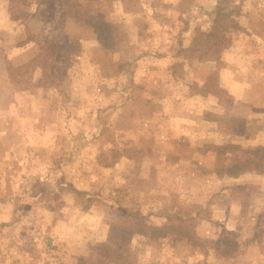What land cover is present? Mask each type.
<instances>
[{"label":"rangeland","instance_id":"obj_1","mask_svg":"<svg viewBox=\"0 0 264 264\" xmlns=\"http://www.w3.org/2000/svg\"><path fill=\"white\" fill-rule=\"evenodd\" d=\"M0 264H264V0H0Z\"/></svg>","mask_w":264,"mask_h":264},{"label":"trees","instance_id":"obj_2","mask_svg":"<svg viewBox=\"0 0 264 264\" xmlns=\"http://www.w3.org/2000/svg\"><path fill=\"white\" fill-rule=\"evenodd\" d=\"M231 14H235V13H232V12H229V13H225V11L224 10H222V9H219L218 10V12H217V14H216V16H217V21L219 20V18H222V19H224V20H227V19H229L230 18V16H231ZM206 35V37H210V38H214L215 40H217V42L219 43V44H221V45H223L226 41L223 39V37L222 38H220L219 37V35H213V33L212 34H205ZM225 48V47H224Z\"/></svg>","mask_w":264,"mask_h":264}]
</instances>
